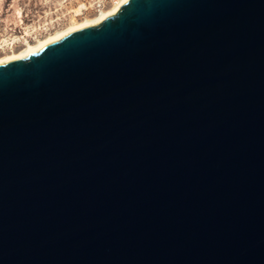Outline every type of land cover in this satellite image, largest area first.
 Wrapping results in <instances>:
<instances>
[{
  "label": "water",
  "instance_id": "1",
  "mask_svg": "<svg viewBox=\"0 0 264 264\" xmlns=\"http://www.w3.org/2000/svg\"><path fill=\"white\" fill-rule=\"evenodd\" d=\"M0 264H264V0H127L0 63Z\"/></svg>",
  "mask_w": 264,
  "mask_h": 264
},
{
  "label": "rangeland",
  "instance_id": "2",
  "mask_svg": "<svg viewBox=\"0 0 264 264\" xmlns=\"http://www.w3.org/2000/svg\"><path fill=\"white\" fill-rule=\"evenodd\" d=\"M114 0H0V39L21 36L32 43L66 27L72 19L93 17L108 9ZM80 8L79 14L75 10ZM22 41V39H21ZM18 43L13 50H20ZM0 51V56L9 52ZM14 51V52H16Z\"/></svg>",
  "mask_w": 264,
  "mask_h": 264
},
{
  "label": "bare ground",
  "instance_id": "3",
  "mask_svg": "<svg viewBox=\"0 0 264 264\" xmlns=\"http://www.w3.org/2000/svg\"><path fill=\"white\" fill-rule=\"evenodd\" d=\"M127 0H114L113 4L106 10H101L97 14H95L93 17L89 18H84L82 20H76L72 19L71 22L64 28L57 30L53 33H50L46 35L45 37L41 39H37L33 41L32 43L30 42H25L23 46L21 47L20 50H10L7 53H4L3 55L0 56V63L2 62H7L11 60H16L19 58H22L26 56L29 53H32L36 50L41 49L42 47L46 46L47 44L59 39L60 37L64 36L65 34H68L70 32L79 30L84 27H88L94 24H97L101 22L103 19L106 17L113 15L118 8ZM80 8L75 10V14H79ZM16 51V52H14Z\"/></svg>",
  "mask_w": 264,
  "mask_h": 264
},
{
  "label": "built area",
  "instance_id": "4",
  "mask_svg": "<svg viewBox=\"0 0 264 264\" xmlns=\"http://www.w3.org/2000/svg\"><path fill=\"white\" fill-rule=\"evenodd\" d=\"M21 39L19 37H13L11 39H0V51H2L4 48L13 50L12 48L17 47L19 42L25 44V42H28L29 38H24L23 36H21Z\"/></svg>",
  "mask_w": 264,
  "mask_h": 264
}]
</instances>
